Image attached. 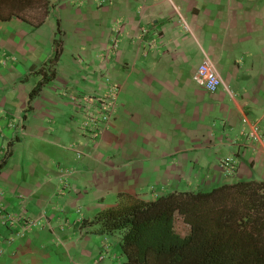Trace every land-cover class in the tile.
Segmentation results:
<instances>
[{
  "label": "crops",
  "instance_id": "crops-1",
  "mask_svg": "<svg viewBox=\"0 0 264 264\" xmlns=\"http://www.w3.org/2000/svg\"><path fill=\"white\" fill-rule=\"evenodd\" d=\"M51 5L39 27L0 18V264H120L117 240L84 224L120 194L264 182V0ZM206 58L215 93L193 80ZM112 85L117 111L93 141L73 98ZM21 217L41 226L17 236Z\"/></svg>",
  "mask_w": 264,
  "mask_h": 264
},
{
  "label": "trees",
  "instance_id": "trees-1",
  "mask_svg": "<svg viewBox=\"0 0 264 264\" xmlns=\"http://www.w3.org/2000/svg\"><path fill=\"white\" fill-rule=\"evenodd\" d=\"M52 7L51 0H0V18L17 16L39 27ZM61 51L62 40L56 39L47 74L45 68L39 69L43 80L30 93L31 99L53 79L50 69ZM178 220L188 228L186 235L177 231ZM84 224L114 237L125 264H264V182L177 190L148 201L120 194L115 207Z\"/></svg>",
  "mask_w": 264,
  "mask_h": 264
},
{
  "label": "built area",
  "instance_id": "built-area-1",
  "mask_svg": "<svg viewBox=\"0 0 264 264\" xmlns=\"http://www.w3.org/2000/svg\"><path fill=\"white\" fill-rule=\"evenodd\" d=\"M117 41L115 40L112 49L116 48ZM194 82L200 88L210 93H215L222 85L218 72L212 62L206 58L193 76ZM120 88L117 85L109 87L108 92L105 95H93L74 97L73 101L82 113V119L79 123V131L89 137L91 140H96L107 129L109 123L113 120V117L117 111L118 95ZM80 156V154H79ZM234 168L230 167L229 171L233 172ZM63 173L69 174L70 170L63 171ZM17 220L8 215L5 218V223L13 224ZM22 232L17 236L22 235L26 230L37 228L41 226L37 220H29L24 218L22 225Z\"/></svg>",
  "mask_w": 264,
  "mask_h": 264
},
{
  "label": "rangeland",
  "instance_id": "rangeland-1",
  "mask_svg": "<svg viewBox=\"0 0 264 264\" xmlns=\"http://www.w3.org/2000/svg\"><path fill=\"white\" fill-rule=\"evenodd\" d=\"M25 217H21L20 219H24ZM18 219V218H17ZM176 229L181 235H186L188 228L186 225L182 223V221L178 220L176 223ZM120 258V264H125V258L123 256L119 257Z\"/></svg>",
  "mask_w": 264,
  "mask_h": 264
}]
</instances>
